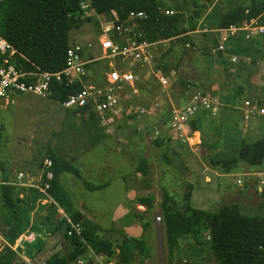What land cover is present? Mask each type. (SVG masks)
Instances as JSON below:
<instances>
[{
    "label": "trees",
    "instance_id": "trees-1",
    "mask_svg": "<svg viewBox=\"0 0 264 264\" xmlns=\"http://www.w3.org/2000/svg\"><path fill=\"white\" fill-rule=\"evenodd\" d=\"M201 1L85 0L98 16L111 18L115 13L118 17V24L126 22L132 13H145L147 19L138 21L139 41L155 43L176 40L173 44L180 43L184 47L190 42L187 35L196 30L199 20L207 10ZM249 1L250 6H240L225 14L221 20L222 28L241 26L264 13V3L259 0ZM187 4H191L193 9L189 17H186L183 12V5ZM167 11L174 12V15H167ZM92 21V17H86L81 11L80 0H4L0 4V36L26 58L19 59V62L29 70L36 66L50 73L61 72L65 67L66 53L71 45L70 33ZM216 45L217 40L214 42V46ZM187 51L185 48L183 54ZM170 54L171 49L161 56L156 63V71L164 68V74L169 75L171 70L175 72L179 70L182 59L171 69L166 63ZM90 66L92 65L87 67L88 71ZM180 82L185 87L188 85L183 81ZM53 89L52 99L62 104L69 96L82 88L79 84L72 87L63 83L55 84ZM72 113L74 116L79 114L75 111ZM203 118L202 116L192 123L194 130L199 132L202 130ZM87 120L99 125L95 114H91ZM101 139L97 136L94 142H99ZM152 144L160 148L164 145V140L157 139ZM254 146L253 151L248 152L240 149L230 154L221 151L212 159L211 167L221 170L224 174H231L240 163L260 167L264 164V151H259ZM48 159L53 163L50 194L65 208V197L61 189L60 178L67 173L81 180V173L72 163L51 149L48 150ZM136 171L144 179L149 178L148 161L140 160ZM0 173L2 180L7 182L8 171L1 165ZM84 186L91 192L104 189V186H94L87 182H84ZM31 191L29 198L36 196L37 193L34 190ZM21 192L25 190H19L13 186L0 187V222L4 238L10 246H6L0 252V264L16 263L21 249L16 252L11 246L29 225V221H24L22 217L21 205L25 209L29 206L27 199H20ZM191 196L192 187L188 186L184 194V208H181L175 198L164 189L161 203L162 224L171 254L180 248V241L184 237L192 236L196 242H199L202 236L207 234L206 237L209 238L212 255L217 264H264V216H245L236 205L224 206L215 213L196 210L190 205ZM137 203L145 206L148 212L154 209V197L152 196L138 198ZM49 212L51 215L56 214L52 207L49 208ZM69 216L76 223L84 219L79 212H70ZM136 218L140 219L146 231L150 222L144 221L137 215ZM61 226L66 232L68 227L65 221ZM83 226L81 237L67 238L72 250L67 255H54L46 264H71L84 256L88 248H91L97 256L105 257L107 262L116 259L118 264H135L138 258L145 260L149 257V249L143 239L125 237L118 245H115L111 240L100 236L99 226L95 224H83Z\"/></svg>",
    "mask_w": 264,
    "mask_h": 264
},
{
    "label": "rangeland",
    "instance_id": "rangeland-1",
    "mask_svg": "<svg viewBox=\"0 0 264 264\" xmlns=\"http://www.w3.org/2000/svg\"><path fill=\"white\" fill-rule=\"evenodd\" d=\"M237 1L238 3L236 6H243L251 3L249 0ZM191 8V4L183 5L184 12L189 9L191 11ZM228 12H226V14ZM92 18L93 21L91 23H86L82 28L75 29L70 33V44H82L89 51L91 49H96L93 52L99 57L100 50L98 42L101 36V20L96 17ZM201 36L202 35L197 36L196 39H199ZM201 38L203 39V37ZM89 46H91V48H89ZM175 48H177L178 51L177 56L171 55L166 59V63L171 69H173L179 60L184 57L183 53L185 47L181 44H177ZM186 49L191 52L194 50L192 47H186ZM167 50L168 46L165 44L158 47L156 52V58L158 59L157 63ZM194 52V56L198 61V51L195 50ZM118 65L121 66L120 63ZM89 69L90 75L92 77L95 76L96 83H101L104 80V73L108 69L107 62H100L92 65ZM137 70L139 71L138 74L143 73L141 77L138 75L140 77L139 85L142 87L148 83L146 77H148V72L150 70L140 69L139 67H137ZM217 71L222 73V67L218 66ZM249 72V74L247 73L248 75L246 74V78L242 77L240 79V83L252 82L257 85L260 89V94L257 95L256 98H259L260 101L263 99L262 103H264V65L260 64L258 67L255 66L251 68ZM212 74L215 76L214 71H212ZM223 74L224 73H222V75ZM168 76L169 78L171 77L168 81L170 87L168 90H165L166 92H162L161 98L163 101L166 100L165 98H167V100L171 98V86L172 88L176 87L179 90H182L183 88L180 82L174 81L175 78H172L173 76L171 74ZM11 101L12 103L9 105L0 102V165L7 169L8 175L12 181H15V174L19 171L31 173L32 175L38 173L40 168L43 167L42 165L44 161L48 158V149L57 150L64 156V158H70L67 160H69L72 165L80 171L83 180L94 185L107 182L111 183L109 189L89 192L83 187L84 185H82V182L73 175L65 174L61 177V187L64 194L68 197L67 203L70 205V208L66 205V207L69 208L68 210H77L81 204H85L88 209L91 208L93 210L90 209V211L97 216L100 223L108 227L112 225V214L116 210H119V208L123 207L122 204H124L122 199L124 196V183L119 177L120 171L123 169V164L119 156L121 153L128 155V153L133 150V147L137 145L142 149L144 148V152L142 157H139L138 154H135V156L132 157V160L134 161L133 167L136 169L140 160L149 159L153 162L151 168L152 172L149 178L144 179L142 177L140 183L136 181L133 176L128 177L127 181L129 184H136L137 190L144 195L147 183H151L153 187V195L158 200L157 208L161 215L164 187L168 189L169 194L175 198L178 204H180L179 206L183 207L181 206L182 196L186 192V181H189L186 180V171L184 169L185 164L182 165V162L179 160L177 161L176 159L174 167L171 169L164 168L166 164L161 161L162 153L160 152L161 154H158V149L151 145L153 141H155V133L158 129L154 120L151 121V117L145 116L139 118L124 115L122 118L118 119L117 122L104 127L101 124L96 125L91 123L87 120L88 118H83L79 115L74 116L71 111H66L54 100L44 99L31 94H20L14 95ZM143 103L150 105L151 97L144 100ZM133 105L137 107L139 104L134 101ZM241 106H243V104ZM162 110H167V108L165 106H162V108H156L158 118L162 114ZM241 115L242 118H239L238 121L240 123V126L238 127L241 132L247 130L246 125L250 126L253 124L248 129L249 133L247 136L244 135L243 140L250 145L254 144V147L259 151H264V120L245 121L243 118V111H241ZM166 118L168 121L170 120L168 117ZM217 118L216 120H218ZM216 120L214 117L213 120L203 121L201 123L203 131L201 130L200 132L203 137L204 146L207 145V147H202L204 152L201 153V159L208 168H211V161L218 155V153L222 151L230 154L238 150L240 146V136H235L236 139L234 137L233 139H229L228 137L230 134L226 133L223 129L222 120H218L219 122ZM138 123L143 125H138ZM144 124L147 126H144ZM143 127H145V129H143ZM139 129L143 130L140 131ZM99 130H102V132H99ZM101 134H105L113 141L109 144L108 155H106L107 151H105V148L101 146V144L105 142L104 139L99 141V145L97 144L94 146L93 144L96 137ZM198 141L197 138L192 144H196ZM149 144L150 147L148 146ZM209 145H216V147L210 149ZM250 149H248V151H253ZM132 153L134 152L132 151ZM187 155L193 156L192 153ZM107 161L111 162L108 164L109 166L102 168L103 163ZM125 169L126 173L129 172L127 165H125ZM218 171L221 173V170ZM221 174L224 175L223 172ZM254 174L257 175L254 176ZM209 176L213 178L211 173H209ZM238 180L243 182V189L238 187ZM262 181H264V164L260 167H251L240 163L238 168L230 175L224 176L220 180H214L213 187H216L215 190L217 191L218 198L215 201H211V197L209 196L210 192L207 189L209 185L205 183L203 168L199 165L198 171L196 175H194L192 181L196 187L192 206L201 211L215 213L224 206H232L235 203H238L242 209H240V212L243 215L251 217L264 216V186L262 185ZM220 183L222 184L219 186ZM251 184H254L255 188L260 186L262 191L260 189V192L257 191L255 193L253 191V193H251L250 199L252 203H249L248 206L245 205L246 203L244 204L238 196H235L239 191L244 190L245 187L248 188ZM213 193H215V191H213ZM243 193L245 192L243 191ZM153 195L147 196L154 197ZM31 198L33 199V197H30V199ZM21 210L24 221L30 219L28 208L25 209V207L21 205ZM154 215H156V213H154ZM0 225V227H2L1 222ZM162 229H164L163 225ZM2 230L3 227L0 229V252H2L7 246ZM155 240L158 250L160 246L159 240L157 237ZM182 242L183 239L180 241V245ZM163 245L165 256L167 258L168 247L165 238ZM191 246H197L193 238L184 240V243L182 244L184 249L190 248ZM184 256L185 257L183 258L189 263L190 260L187 258V255L184 254ZM176 257V259L181 262L184 261L181 259V255L177 253ZM201 259L204 264H217L215 258L206 252L203 253Z\"/></svg>",
    "mask_w": 264,
    "mask_h": 264
},
{
    "label": "crops",
    "instance_id": "crops-1",
    "mask_svg": "<svg viewBox=\"0 0 264 264\" xmlns=\"http://www.w3.org/2000/svg\"><path fill=\"white\" fill-rule=\"evenodd\" d=\"M259 1L264 3V0H259ZM237 3H238L237 0H202L201 1V4L207 7V10L204 12L202 18L199 20L196 30L189 32V34L187 35V37L190 39V42L186 47L187 48L192 47L194 50L193 52H191L187 49L188 51L186 54H184V57L182 58L181 66L179 70L177 72L171 70V72L169 73V75L171 74L173 76L172 78H175L174 81H178V82L183 81L187 83L188 85L186 87L181 84L183 88L182 90H179L178 88L176 87L172 88L171 86L172 96L168 100L167 98H165L166 100H164L165 101L164 102L161 98L162 92L168 90L170 85L168 84L166 88L161 87L160 83L156 79H151L153 77H151L152 76L151 73L148 72V77H146V81H148V83L140 87L138 94L131 96L127 104L128 111H131L132 115H126V116H135L139 118L149 116L151 117V121L154 120V123L158 128L156 130L157 132L155 133L156 138L154 139L164 140V145L162 147L160 148L155 147L159 151L158 154L162 153L161 161L165 162L166 164V165L164 164L165 165L164 168L171 169L172 167H174L176 159L177 161L179 160L180 162H182V165L185 164L184 169L186 171V180H189L186 181L187 182L186 188L188 186L192 187V196L190 201V205L192 208H194L192 206V200L194 199V194L196 190V187L192 181L194 179V175H196L198 171L199 165L200 167L203 168V176L205 183L209 185L207 189L210 192L209 196L211 197V199L210 197L209 199L211 201H215L218 198L217 191L215 190L216 187H213L214 180L216 179L220 180L222 179V177L228 176L230 174L223 173L224 175H222L221 174L222 172L220 173L218 170L212 168L211 165H210L211 168L206 167V165L201 159V153L204 152V149L202 150V147L205 146L207 147V145L204 146V141L201 132L199 133L200 138H198L199 144L196 143L197 144L196 146H192V144L188 145L186 143H182L181 141L176 140L173 137L172 133L169 131L168 129L169 121L167 120L166 117L170 119L171 112L175 108H181L183 106L188 105L192 100V98L198 93H202L204 95H213L217 97L221 102L219 113L215 115H211L209 113L204 112L200 114L199 118L203 116L204 118L202 120L210 121L213 120L214 117L215 120L218 117L217 119L219 121L222 120L223 129L226 131V133L230 134L228 138L233 139V137L235 138V136L237 135L238 137L240 136L241 139H240L239 149L244 152H248V149L253 148L254 144L250 145L248 144V142H246L243 139H244V135L247 136V134L249 133L248 129L253 124H251L250 126L246 125L247 130H244L242 132L239 130L238 126H240V123L238 121L239 118H242L241 111H243L244 104L246 102L258 103L260 106L264 107V103H262L263 99H261L260 101L259 98H256L257 95L260 94V89L258 88V86L252 82L240 83V79L242 77L246 78L247 77L246 74L250 73L249 70L251 68L255 66L258 67L260 64L264 65V36L251 39L248 42H242L237 39H231L224 43L225 47L227 48L226 52L213 53V50L219 46L224 36L221 33V31L225 29L222 28L221 26L222 17L226 14V12L233 11L238 7H240V6H236ZM250 5L251 3L243 6H250ZM184 13L186 17H189L190 15H192L193 9L191 8V11L189 9ZM200 35H202L201 37H203V39L201 37H199V39H196V37ZM215 40H217L216 46H214ZM175 41L176 40L165 41V42L162 41L161 43V45L165 44L168 46L167 51L171 49L170 56L171 55L177 56L178 54L177 48L175 47L177 46V44L180 43L173 44V42ZM195 50L198 51L199 54L198 61L194 56ZM233 58H236L237 61L233 62L232 61ZM218 66L222 67V73H224L223 75L222 73L217 71ZM163 69L158 70L157 73H160L161 75L166 77L169 81L171 77L169 78L168 75H165ZM212 71H214L215 76L212 74ZM150 97H151V103L153 104L150 103V105H146L145 103H143L144 100L149 99ZM134 101L139 104L137 107L133 105ZM242 104L243 106H241ZM162 106H165L167 110H162L161 111L162 114L158 118L156 113V108H162ZM78 115L84 118V116L77 114V116ZM117 120L115 122H117ZM98 123L101 124L100 122ZM146 124H144V126ZM138 125H143V124L138 123ZM143 129H145V127H143ZM143 129H139V130L142 131ZM100 137L102 138L101 140L103 139L105 140V142H103L101 146L105 148V151H107L106 155H108L109 144L112 143L113 141L112 139H109L105 134H101ZM196 139L197 138H195V140ZM93 144L94 146H96L97 144L99 145V142L96 143L94 142ZM148 146L150 147V144ZM209 147L210 149H212L215 148L216 145H209ZM53 151L57 152L60 156L64 158V156L59 151L57 150H53ZM132 151L134 153H132ZM143 152H144V148L142 149L137 145H135L133 147V150H131L128 153V155H124L121 153L122 156L121 155L119 156L123 164V169L122 171H120L119 177L123 180L124 183V196L122 198L124 204H122L123 207L119 208V210H116L112 214V220H111L112 225L108 227L100 223V221L97 219V216L92 212L93 210L90 208L92 210L90 211V209H88V207L85 206V204H81L79 206V209L77 210H72V209L68 210L70 208V205H68L67 203L68 197L64 194L62 187L61 189L65 197V203H64L65 208L64 206H61L55 199L54 200L58 204L63 215H61L59 211H57V209L55 207L53 208L52 206L47 207L41 212L39 211L35 213L34 212L35 203L43 196L35 188H19V190H23V191L25 190V192H21L20 199L22 200L27 199L26 201L29 206L28 215H30V219H28L29 225L26 226V230L22 234L34 233L36 235V239L33 242L25 243L21 247H16L15 245L16 242L13 246H11L13 247V251L16 252H18L19 249H21L20 253H18L19 257L15 264H46V262L49 259H51L54 255H60V256L67 255L72 250V248L69 240L66 237V232L64 227L61 228L62 227L61 224L64 223L65 221L64 215L70 218L69 216L70 212H79L80 214H82L84 217L83 221L80 222L82 224H95L99 226L101 228L100 236L104 239L111 240L112 242H114L115 245H118L125 237L145 240L150 253L149 257L148 259L145 260H141V258H138L135 264H204V262L201 259L203 253L206 252L207 254L212 255L210 241L209 238L206 237L207 234L203 235L202 238L199 240V242H196L193 239L196 242L197 246L196 247L191 246L190 248L187 249H184L182 247V244L184 243V240L187 239L189 240L190 238L193 237L192 236L184 237L183 242L180 245V248L176 252L171 254L168 248V257L166 258L164 245H163L164 238L166 241V236L164 229H162V225H163L162 215L157 208L158 200L153 195L152 184L147 183L145 187L146 192L143 195L140 193V191L137 190L136 184L131 185L127 181L128 177L133 176L134 179H136V181H138L139 183L141 182L142 176L136 171L135 167H133L134 161L132 160V157H134L135 154L136 155L138 154L139 157H142ZM189 153H192L193 156L192 155L188 156L187 154ZM65 159L67 160L70 158H65ZM146 160L148 161L149 164L150 176H151V172H152L151 168L153 162L150 161L149 159ZM110 163L111 162L109 161L104 162L102 168L109 166L108 164ZM125 165H127L129 169V172L127 173L125 172L126 171ZM19 173H24V172L19 171L17 174H15V177ZM43 173H44L43 167H41L39 172L36 173L35 175L34 174L32 175L31 173H24V174L28 178L33 179L34 183L40 186L43 184V181L42 182L40 181ZM209 173L213 175V178L209 176ZM256 175L257 174H254V176ZM79 181L82 182V185H84V182H87L83 180V177ZM238 181H237V185H238ZM7 182H13L10 179V176L8 177ZM262 182L261 184L264 186V181ZM60 184H61V178H60ZM221 184L222 183H220L219 186ZM94 186H104V189H109L111 187V183L107 182L104 184H99ZM83 187L85 188V186ZM238 187L243 189L244 185L242 181H241V185H238ZM164 188L168 191L166 187ZM260 189H261L260 186H257L255 188L254 184H251L248 188L245 187L244 190L239 191V193L235 197L238 196V198H240L244 204L246 203L245 205L249 206V203H252L250 199L251 193H253V191L255 193L257 191L260 192ZM31 190L37 192L36 196H34L33 199L29 198V195L32 192ZM213 191H215L216 194L213 193ZM243 191L245 193H243ZM147 195L154 196V209L152 212H148L145 206L137 203L138 198L149 197ZM66 205L69 206V208L66 207ZM234 205L238 206L241 209L240 204L235 203ZM181 206H183L181 208H184V195L182 196ZM50 207L53 208L56 214L51 215V213L49 212ZM33 213H35V216L38 217L39 225L33 222L34 219ZM154 213H156V215H154ZM136 215L142 217L144 221L150 222V226L146 231L144 230L140 219L136 218ZM158 217L161 218V222L157 221ZM156 237L158 238L160 245L158 250L155 240ZM6 245L9 246L7 241H6ZM150 247L152 250L150 249ZM176 253L181 255L182 258L181 257L180 258L183 259L184 261L181 262L180 260L176 259L177 258ZM184 254H186L187 258L190 260L189 263L186 259L183 258L185 257ZM71 264H118V263L116 259L107 262L105 257L97 256L91 250V248H88L84 256H82L76 262H73Z\"/></svg>",
    "mask_w": 264,
    "mask_h": 264
},
{
    "label": "built area",
    "instance_id": "built-area-1",
    "mask_svg": "<svg viewBox=\"0 0 264 264\" xmlns=\"http://www.w3.org/2000/svg\"><path fill=\"white\" fill-rule=\"evenodd\" d=\"M3 1L0 0V4ZM80 2L81 11L86 17H96L101 20V36L98 42L100 56H96L93 52L96 49L89 51L84 45L75 43L71 44L67 50L66 64L61 72L50 73L36 66L29 70L19 62V59L26 58L0 36V102L9 105L12 103V97L20 94H31L52 100L55 84L65 83L72 87L79 84L82 89L69 96L61 106L67 111L78 112L87 118L91 114H95L98 122L102 126H107L124 115H132L131 111H128L127 104L131 96L138 94L139 80L143 75V73L138 74L137 67L150 70L151 77L156 79L161 87L168 86V79L155 70L156 52L162 42L150 43L138 40L140 36L138 21L147 19L145 13H132L126 22L118 24V17L115 13L111 18L101 17L85 0H80ZM166 14L172 16L174 12L167 11ZM221 33L224 36L213 53L226 52L227 48L224 43L231 39L248 42L251 39L264 36V13L241 26L225 28ZM232 61L236 62L237 60L233 58ZM100 62H107L108 69L104 73L102 83H96V78L89 74L87 67ZM119 63L121 66L118 65ZM220 106L221 102L217 97L198 93L188 105L175 108L171 112L168 129L176 140L190 145L197 135L200 138V132L192 128V123L198 120L201 113L218 114ZM243 117L245 121L264 120V107L258 103L246 102ZM196 145L192 144V146ZM52 167V160L46 159L43 163L44 173L40 179L44 183L40 186L24 173H19L13 182H4L0 173V187L35 188L43 196L35 203V213L52 206L63 215L50 194V182L53 179ZM238 185H241V181H238ZM35 213H33V222L39 225ZM64 219L68 227L67 238L81 237L84 229L83 224L74 222L66 215H64ZM157 221L161 222V218L158 217ZM35 239L34 233H25L17 238L15 245L21 247ZM11 248L13 249V247Z\"/></svg>",
    "mask_w": 264,
    "mask_h": 264
},
{
    "label": "bare ground",
    "instance_id": "bare-ground-1",
    "mask_svg": "<svg viewBox=\"0 0 264 264\" xmlns=\"http://www.w3.org/2000/svg\"><path fill=\"white\" fill-rule=\"evenodd\" d=\"M196 137H197V138H199V136H198V135H197ZM198 140H199V139H198ZM198 142H199V141H198ZM198 142H197V143H198Z\"/></svg>",
    "mask_w": 264,
    "mask_h": 264
}]
</instances>
